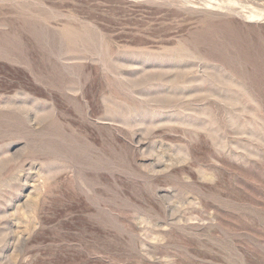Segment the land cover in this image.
Segmentation results:
<instances>
[{"label": "rangeland", "instance_id": "374dc122", "mask_svg": "<svg viewBox=\"0 0 264 264\" xmlns=\"http://www.w3.org/2000/svg\"><path fill=\"white\" fill-rule=\"evenodd\" d=\"M0 264H264V0H0Z\"/></svg>", "mask_w": 264, "mask_h": 264}]
</instances>
